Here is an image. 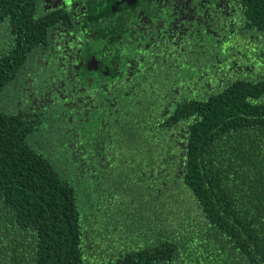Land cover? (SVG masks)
<instances>
[{
  "label": "trees",
  "instance_id": "obj_1",
  "mask_svg": "<svg viewBox=\"0 0 264 264\" xmlns=\"http://www.w3.org/2000/svg\"><path fill=\"white\" fill-rule=\"evenodd\" d=\"M106 1L59 14L63 81L58 15L0 0V264H264V0Z\"/></svg>",
  "mask_w": 264,
  "mask_h": 264
},
{
  "label": "flooded vegetation",
  "instance_id": "obj_2",
  "mask_svg": "<svg viewBox=\"0 0 264 264\" xmlns=\"http://www.w3.org/2000/svg\"><path fill=\"white\" fill-rule=\"evenodd\" d=\"M73 2L75 3V0H35L36 6L34 7L35 18H46L54 13L58 15L56 16V20H55V22L57 21V23L56 24L54 23L55 25L53 24L52 27H50L51 33H53L54 30L58 29L59 31L63 32L61 38L64 37L66 39L59 41L60 48H56L54 49V51H52V46L58 43L51 42L50 46H48V48L46 47L45 50L49 51V54L46 55V60L48 59V61L51 62V66H50L51 70H49V72H53V73L60 72L61 73L60 76L62 77L63 81L68 80L70 77H72V75L74 76V73H72V70L69 67V64L72 59L71 54L73 53V48L75 47V42L73 41L74 40L73 35H78L74 31L78 33H81V31H84L81 28V26H83L84 18L85 17L86 19L90 18V15L85 16L86 12L89 11V9L87 8L86 4L83 3V4H79L78 5L79 9H77L81 11L79 13V17H80L79 22L77 21V19H74V20L71 19L70 26L68 25L67 22H63V20L61 19L62 16H60V15H63L61 11L66 12V9H67L66 7H68L67 6L68 3L71 4ZM106 2L109 3L108 11H112L113 13L119 12L121 10H132V11L136 10L137 11L139 10V6L141 4V0H107ZM61 20H62V23H60ZM68 31H72V32L69 33ZM91 35L94 37L96 36V33H92ZM112 40L114 41L115 38H113ZM40 52H43V51H40ZM40 54L41 53H36V57L37 56L39 57ZM38 62L39 61L35 60L34 61L35 64H29V69L32 70L33 72V74H31L32 77L34 76V74L39 76V74L43 70L46 69L43 66H40ZM75 68L79 69V71H81V68H84L85 70H90L94 72H102V73L107 72V67L99 59H93V60L84 59L78 62L75 65ZM38 71H39V74H38ZM50 75H51L50 73H47L46 76H43V75H40L39 77L37 76L39 79L37 80L35 79V80H36L38 91H42L48 88L49 86H52L53 82H51L48 78V76ZM12 88L15 89L14 86H12ZM24 92H25V89H23L21 93H19V95L22 94V97H16L14 93V97L12 99L14 106L13 107L9 106L5 108H8L10 110L16 109L17 111H22V109L20 108L22 106V103L27 102L28 99L29 101L33 99L31 98L30 100L31 96L29 95L30 97H28L27 94H23ZM70 99L71 100L74 99V96L70 95ZM17 100L20 102H17ZM40 112H43V111H37V109H35V111H32L30 114L38 115Z\"/></svg>",
  "mask_w": 264,
  "mask_h": 264
},
{
  "label": "rangeland",
  "instance_id": "obj_3",
  "mask_svg": "<svg viewBox=\"0 0 264 264\" xmlns=\"http://www.w3.org/2000/svg\"><path fill=\"white\" fill-rule=\"evenodd\" d=\"M13 97H14V89L13 88H11L10 90H5L1 95L0 107H9V106L13 107L14 106L13 102H12ZM40 141L41 140L38 137H34V138L28 140L29 144L32 145V147L35 149L41 148V146H39ZM34 143H35V145H34ZM40 151H42V150L40 149ZM45 153L46 154L50 153V151H46ZM54 166H55V169H57L58 172L61 174L62 168H59V166L57 164H54ZM62 176H63V174H62Z\"/></svg>",
  "mask_w": 264,
  "mask_h": 264
},
{
  "label": "water",
  "instance_id": "obj_4",
  "mask_svg": "<svg viewBox=\"0 0 264 264\" xmlns=\"http://www.w3.org/2000/svg\"><path fill=\"white\" fill-rule=\"evenodd\" d=\"M94 67H96V66H94ZM100 67V66H99Z\"/></svg>",
  "mask_w": 264,
  "mask_h": 264
}]
</instances>
